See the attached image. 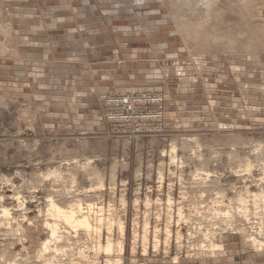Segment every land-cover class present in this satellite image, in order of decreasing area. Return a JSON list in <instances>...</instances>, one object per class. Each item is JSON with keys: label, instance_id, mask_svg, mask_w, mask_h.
Listing matches in <instances>:
<instances>
[{"label": "clouds", "instance_id": "clouds-1", "mask_svg": "<svg viewBox=\"0 0 264 264\" xmlns=\"http://www.w3.org/2000/svg\"><path fill=\"white\" fill-rule=\"evenodd\" d=\"M9 2L0 0V120L19 131L36 132L33 125L50 115L48 108H59L61 119L74 121L81 138L75 146L49 148L44 155L38 151L41 140H36L26 145L27 163L14 167L7 157L0 160V264H100L91 255L96 251L90 246L93 240L55 213L78 204L87 209L97 199V186L110 176L108 152L96 143L98 137L111 138L108 130L115 123L107 97L154 95L179 109L207 84L221 61L227 64L224 72L238 82L254 74L253 65L264 71V0H71L77 6L67 19L77 25L81 50L94 51L92 37L84 42L92 29L87 16L106 10L118 52L111 67L85 70L75 79L68 78L63 65L29 48L26 33L31 30L12 27ZM234 48L244 55L229 59ZM247 104L237 117L246 114L250 125L234 122L216 148L205 144L206 151L197 149V164L191 157L186 160L202 172L206 186L198 195L219 193L221 202L229 201L227 211L209 227L237 243L219 255L241 253L243 264H264V94L252 99L258 107ZM122 123L135 127L131 121ZM239 162L249 167L240 169ZM253 186L256 192L249 191ZM53 225H59L56 237Z\"/></svg>", "mask_w": 264, "mask_h": 264}, {"label": "rangeland", "instance_id": "rangeland-1", "mask_svg": "<svg viewBox=\"0 0 264 264\" xmlns=\"http://www.w3.org/2000/svg\"><path fill=\"white\" fill-rule=\"evenodd\" d=\"M91 2L94 3L95 0ZM76 6L71 0H10L6 5L14 16L11 21L12 27L17 31L21 28L31 30L26 33L30 39L29 48L47 56L56 65H63L69 79L83 75L85 70L93 73L102 72L105 68L112 66L111 60L118 54L117 49L113 47L117 37L110 31L108 21L104 18L103 13L106 10L89 13L87 16V22L92 29L84 34V42H88L87 37H92L91 44L94 45V51L91 47L87 51L81 50L78 42L82 37L75 31L77 25L67 19L72 14L71 8ZM80 22L83 26L84 18H81ZM243 55L244 52L241 49L234 48L229 59H238ZM257 56L261 57L262 53L257 52ZM121 59H123L122 56ZM261 62L264 63V60ZM224 68H227V64L221 61L220 67L214 70L207 84H201L194 93L190 94V100L184 101L179 109L175 104L164 103L158 96L137 95L133 92L139 101L137 104L140 110L135 115L136 119L133 118L131 121L135 123V127H131L130 124L123 126L120 123H113L108 130L111 138H97V145L103 146L108 152L110 176L102 181L105 187L97 186V199L90 202L96 203L98 207L105 205L102 212L105 217L114 212L112 213L114 216L121 217L125 221L127 232L124 264H132V259L136 264L139 262L148 264H237L239 262L243 264L241 253H236L230 258L227 255H219L221 252L228 253L230 246H235L237 241L228 233L217 235L216 231L209 227L219 215L215 214V208L220 207L224 210V205L229 201L224 200L219 205L213 202L217 193L214 196L198 195V190L205 185L200 176H197V172L201 170L189 165L186 160V157H191L193 165L197 164V149L200 152L206 151L205 144L209 148H216L228 137L234 122L239 124L246 121L250 125L252 121L247 119L246 114H241L238 118L237 113L245 107L246 101L247 107H258L252 104V99L264 94V71L258 65L252 66L251 70L254 72L252 76H243L239 82L230 74H226ZM245 85L247 87H244ZM119 94L123 93H113L111 96ZM100 98L105 97L102 95ZM84 106H87V101H84ZM48 112L50 115L39 120L38 126L33 125V128L37 129L36 132H33L32 128L19 131L11 127L8 121L0 120V160L7 157L8 161L13 162V167L15 163H27L25 157L28 156L29 147L36 140H41L38 151L42 155L49 154L47 152L49 148L56 150L60 145L64 148L75 146V142L81 137L74 121L66 117L61 119L59 113L62 109L49 107ZM135 128L136 132L133 131ZM174 144L177 145L175 149L177 152L173 151ZM113 155L115 157L112 159ZM245 165L246 163L239 162L237 167L245 169ZM162 171L164 175L161 180L159 174ZM253 172H255L254 169ZM250 189L256 190L255 186ZM123 195L127 197L126 207L121 202ZM183 195L186 197L184 198ZM171 196L172 205L168 201ZM147 200H149L148 203ZM149 202L150 207H148ZM105 208L107 213L104 212ZM179 208L184 211L183 220L178 216ZM135 218L137 221L140 220L136 221L137 225ZM141 218L144 222L146 219L149 220L148 255L143 254L144 222ZM198 221L202 223L195 228L193 225H197ZM167 222L171 223L170 228L173 231L168 243H166L167 235L165 234L169 226ZM103 225H106L102 229L103 241H105L108 224ZM116 225L112 227L115 232L112 231V235L118 239L119 230ZM135 227L142 234L139 233L140 237L136 241L137 252L133 254ZM156 227L160 229L158 235L159 239L161 238L157 251L154 247ZM178 230L184 236L183 243H177ZM151 232L152 236H150ZM206 232L208 239L207 235H204ZM89 237L95 240L92 239L91 247L93 248L96 237L95 235H89ZM204 237L209 241H205ZM211 239L217 244H222L223 250L217 252L209 250L210 247L207 246ZM201 240L203 241L201 244L206 247L193 250L191 245L195 243L198 247ZM91 255L95 258L98 256L100 264H105L108 258L104 253L98 255L94 252ZM175 257L178 258L177 262Z\"/></svg>", "mask_w": 264, "mask_h": 264}, {"label": "bare ground", "instance_id": "bare-ground-1", "mask_svg": "<svg viewBox=\"0 0 264 264\" xmlns=\"http://www.w3.org/2000/svg\"><path fill=\"white\" fill-rule=\"evenodd\" d=\"M176 147H177V145H173V151H175V149H176ZM172 151V150H171ZM172 151V152H173ZM175 152H177V150L175 151ZM172 154V153H171ZM176 154V153H175ZM174 155V154H173ZM172 155V156H173ZM176 156H177V154H176ZM175 157V156H174ZM172 158V157H171ZM178 158V157H177ZM247 167H249V165H245V168H247ZM161 171V170H160ZM163 173V174H162ZM162 173H160L159 175L161 176V180L163 179V175H164V172L162 171ZM202 173L201 172H197V176L199 175H201ZM163 183V182H162ZM204 184H205V182H204ZM98 186H100V187H102V186H104V183L103 182H101L100 183V185H98ZM105 187V186H104ZM172 188V187H171ZM186 188V187H185ZM100 189V188H99ZM98 189V190H99ZM103 189V188H102ZM186 191V190H185ZM184 191V192H185ZM249 191L250 192H256L257 190H251V189H249ZM183 192V191H182ZM184 194V193H183ZM185 194H186V192H185ZM217 196H215V199H214V203L215 204H219V203H221V201L217 198L218 196H219V193H217L216 194ZM170 196V195H169ZM183 197H184V195H183ZM186 197V196H185ZM184 197V198H185ZM127 197H125V195H123L122 197H121V202H122V205H124L125 207H126V205H127V199H126ZM148 198V197H147ZM149 200H150V198H149ZM149 200H147V203H148V201ZM152 200V199H151ZM168 201H169V203L172 205L173 203H172V196L171 197H169V199H168ZM136 204H138V203H136ZM139 204H141V202L139 203ZM152 204V203H151ZM226 204V203H225ZM114 205V204H113ZM220 205V204H219ZM222 205V204H221ZM224 205V204H223ZM100 206H102V205H100ZM98 207V205L96 204V203H93V202H90L89 201V203H88V205H87V209H85L81 204H78L76 207H74V208H70L69 210H67V211H65V210H57L56 211V213H55V215L59 218V219H61L65 224H67L68 226H70L71 228H73L74 229V231H83L85 234H87L88 236L89 235H95V237H96V244H95V249H96V251H95V253L96 254H101V253H104L105 255H107L108 256V258L105 260V264H124V255H125V239H126V232H127V230H126V224H125V221L120 217H116V216H114L112 213H114V212H112V213H109L108 214V216L107 217H105V215L102 213L103 212V207H105V205L103 206V207ZM112 206V205H111ZM110 206V207H111ZM147 206V205H146ZM225 206V205H224ZM114 207V206H113ZM148 207H150V202H149V206ZM116 208V207H115ZM136 208H137V206H136ZM214 210V209H213ZM149 211V210H148ZM215 214L217 213V215L218 214H220V212L221 211H227V209H225V207H224V210H223V208L221 209L220 207H217V208H215ZM100 212V213H99ZM104 212H106V208H105V211ZM184 211L182 210V208H179V211H178V216H179V218L181 219V220H183V218H184V213H183ZM107 213V212H106ZM116 213V212H115ZM148 213V212H147ZM159 215V214H158ZM119 216V215H118ZM219 216V215H218ZM140 217V216H139ZM142 217V216H141ZM172 217V216H171ZM140 219V218H139ZM142 220H143V222H144V219L143 218H141ZM151 219V218H150ZM135 220V224H136V218L134 219ZM141 220V221H142ZM179 220V219H178ZM107 221V223H105ZM138 221H140V220H138ZM137 221V222H138ZM169 221V220H168ZM180 221V220H179ZM186 221V220H185ZM184 221V222H185ZM188 221V220H187ZM169 222H171V220L169 221ZM168 223V222H167ZM180 223V222H179ZM103 224H108L107 225V237H106V239H105V241H103V234H102V229H103V226H106V225H103ZM115 224H117L116 226L118 227V230H119V232H118V234H119V238L118 239H115L114 237H113V235H112V231H113V225H115ZM144 224V227H143V237H142V240H143V254L144 255H148L149 254V246H148V243H149V238L150 237H148V235H149V220L148 219H146L145 220V222L143 223ZM151 224V223H150ZM169 224V223H168ZM137 225V224H136ZM139 225H140V223H139ZM158 226H159V224H157ZM170 225H171V223L169 224V226H167V228H166V235H167V238H166V243H168L169 241H170V237H171V235H172V230H171V228H170ZM142 226V225H141ZM151 226V225H150ZM115 227V226H114ZM116 227V228H117ZM140 228H142V227H140ZM139 228V229H140ZM193 228V227H192ZM196 228V227H195ZM202 228V227H201ZM162 229V228H161ZM188 229H190V228H188ZM204 229V228H203ZM114 230H115V228H114ZM152 230V229H151ZM159 230L160 229H158L157 227L155 228V238H154V247H155V251H157L158 250V248H159V245H160V239H159V235H158V233H159ZM202 230V229H201ZM206 230V229H205ZM116 231H117V229H116ZM114 232V231H113ZM141 232V231H140ZM140 232H138V229L135 227L134 228V231H133V237H134V242H133V247H132V253L133 254H135L137 251H136V241H137V238H139L140 236H139V233ZM162 232V231H161ZM195 232H196V230H195ZM208 233H209V231H207ZM207 232H206V234H204L205 236H206V238L208 239V234H207ZM115 233V232H114ZM191 233V232H190ZM213 233V232H212ZM215 233V232H214ZM58 234H59V225H53V231H52V235H53V237H56V236H58ZM117 234V235H118ZM141 234H142V232H141ZM152 232H151V235L150 236H152ZM196 234V233H195ZM199 233H197V235H198ZM210 235H212V234H210ZM190 236V235H189ZM194 236V235H193ZM193 236H191V237H193ZM221 236V235H220ZM183 234H182V232L180 231V230H178L177 231V243H183L182 242V239H183ZM203 237V236H202ZM90 238V237H89ZM196 238V237H195ZM210 238V237H209ZM217 238V237H216ZM91 239V238H90ZM93 240H94V238H92ZM91 239V240H92ZM205 241H209V240H206L205 239V237L203 238ZM214 240H215V238H213ZM213 239H211L212 241L210 242V244L207 246V247H210V248H208L209 250H212L213 252H217V251H219V250H223V245L222 244H217V242L215 243L214 241H213ZM193 240V239H192ZM196 240V239H195ZM95 241V240H94ZM139 241V240H138ZM202 241V240H201ZM197 242V241H196ZM200 244V246H195V243H194V245H191V247L193 246V250H194V248H195V250H198V249H202V248H204V247H206V245H204V244H201V243H203V241L202 242H199ZM207 243H209V242H207ZM206 244V243H205ZM93 245V244H92ZM149 245H151V244H149ZM181 245H183V244H181ZM91 246V245H90ZM168 246V245H167ZM179 246V245H178ZM93 247V248H94ZM196 248H198V249H196ZM207 249V250H208ZM204 250H206V249H204ZM203 250V251H204ZM206 250V251H207ZM191 251V250H190ZM200 251V250H199ZM202 251V250H201ZM209 252V251H208ZM189 253V252H188ZM207 253V252H206ZM205 253V255H207ZM209 254V253H208ZM212 254V253H211ZM202 255H203V253H202ZM210 255V254H209ZM209 255H207V256H209ZM97 256V255H96ZM211 256V255H210ZM204 257V256H203ZM96 259L99 261V258H98V256L96 257ZM175 259V262H177L178 261V258H174ZM137 261V260H136ZM132 264H136V262H135V260L134 259H132V262H131Z\"/></svg>", "mask_w": 264, "mask_h": 264}, {"label": "built area", "instance_id": "built-area-1", "mask_svg": "<svg viewBox=\"0 0 264 264\" xmlns=\"http://www.w3.org/2000/svg\"><path fill=\"white\" fill-rule=\"evenodd\" d=\"M111 103L112 110L110 112V116L115 123H120L123 126L125 123L123 121H132L133 118L136 119V114L140 112L138 107V100L136 99L135 93H123L116 96H110L108 98ZM135 116V117H134ZM125 130H128L124 127ZM136 132L135 130H133ZM138 264H148L146 262H139Z\"/></svg>", "mask_w": 264, "mask_h": 264}]
</instances>
